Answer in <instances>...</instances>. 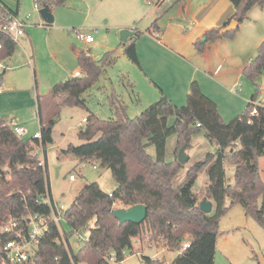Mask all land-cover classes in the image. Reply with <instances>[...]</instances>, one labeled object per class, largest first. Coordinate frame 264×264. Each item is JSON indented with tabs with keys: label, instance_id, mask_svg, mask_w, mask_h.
<instances>
[{
	"label": "trees",
	"instance_id": "trees-1",
	"mask_svg": "<svg viewBox=\"0 0 264 264\" xmlns=\"http://www.w3.org/2000/svg\"><path fill=\"white\" fill-rule=\"evenodd\" d=\"M35 1L40 8L51 12L64 0ZM180 1L175 0V3ZM229 1L234 7L230 21L238 23L244 20L252 6L264 4V0ZM163 2H157L159 11L148 31H156L159 18L175 5L171 2L163 6ZM9 13L17 14L13 10L6 11L0 4V19ZM223 27L206 31L194 42L195 49L202 52L209 43L232 37L238 29L220 34ZM141 34L135 31L131 41L122 43L124 53L137 66L135 39ZM15 47L16 42L0 32V61L10 57ZM112 55L106 52L95 59L79 51L80 76H70L54 84L47 93L37 95L40 138L17 136L5 124L6 118L0 115V220L6 214L26 210L49 212L44 201H36L44 197L49 188L46 167L38 164L35 147L52 143V129L63 107L86 108L85 94L105 68L114 63ZM243 75L258 91L256 81L264 75V39ZM2 76L0 73V81ZM113 97L109 104L114 109V117L100 119L93 113L87 115L77 134L83 143L68 144L62 153L110 170L116 188L107 193L96 182L84 184L67 207L64 221L70 233L87 234L76 252L68 242V235L64 232L62 238L51 223L40 240L33 263L22 264H123L125 252L130 253L134 242L145 236L178 253L169 263L143 255L138 264H213L220 233L219 220L232 205H241L245 215L264 227V180L258 165V159L264 156L263 104L250 102L242 113L226 122L216 104L202 93L196 81H192L184 105L176 106L161 94L131 118L126 114L125 105L117 106ZM253 109L256 114L251 115ZM170 118H173L171 122ZM201 131L217 149L190 164L183 180L175 184L174 179L184 166L177 161V152L182 145L187 149L192 135ZM172 135L176 142L174 156L169 160L167 139ZM150 147L153 152L149 151ZM188 160L187 157L185 164ZM225 160L233 166L232 183L225 178ZM202 171L208 184L203 191L195 192L193 187ZM199 194L212 203L213 213L199 209ZM116 203L123 207L144 204L145 220L139 224L127 221L119 225L111 213ZM184 241H188L189 246L180 250Z\"/></svg>",
	"mask_w": 264,
	"mask_h": 264
},
{
	"label": "rangeland",
	"instance_id": "rangeland-1",
	"mask_svg": "<svg viewBox=\"0 0 264 264\" xmlns=\"http://www.w3.org/2000/svg\"><path fill=\"white\" fill-rule=\"evenodd\" d=\"M3 1L8 5H13L14 9L17 7L18 15L21 18L29 15L25 38H19L15 51L7 62L4 75L5 83L7 79L9 83L16 85L15 79L21 77L23 87L32 90L33 93L36 92L34 90L35 74L31 68L33 66L27 65V56L30 54L29 50H32L30 42L35 50L37 77L41 79L40 81L47 76L49 78L52 75H58L63 68L65 72L73 71L75 66L70 64L66 55L73 48L76 51L88 52L95 59L100 58L106 52L113 53L114 63L105 68L98 80L85 94L86 108L63 107L52 129V143L45 146L39 144L35 147L38 159L44 161L45 178L55 203L68 207L78 189L87 183L96 182L105 190L111 189V185H114L115 181L110 170L100 168L97 163L80 161L72 154L62 153V150L68 144L83 143L77 135L79 129L85 124L82 122L83 117H87L90 113L100 119L114 117V109L109 104V99H112L113 96H115L117 106L120 103L125 105L126 114L131 118L139 115L143 109L158 99L155 86L150 85L140 75L136 65L124 53L125 47L120 41V31L124 28H135L136 31L143 32L149 28L159 11L157 8L159 0H64L63 3L52 8L53 21L48 26L41 18L38 9H35L34 0H19L18 6V0ZM171 2L175 3V0H164L163 6ZM252 8L248 11L247 16L251 15V18L256 20V25L264 29V4L262 6L254 5ZM252 13L259 17H254ZM243 24L244 22L238 26L236 35L229 38L232 39L234 36L236 38L240 32H243ZM73 28H81L90 32L94 42L87 44L76 40L71 32ZM25 39L29 48L23 44ZM256 51V49L251 50L252 57L255 56ZM4 66L5 64L2 63L0 72ZM262 104L264 105L263 99ZM34 118L36 131L39 132L38 118L35 116ZM172 119L170 118V122ZM175 142V135L168 137L167 158L169 160H171L169 156L174 150ZM190 144L185 150L190 160L180 169L174 179L175 184L183 180L185 168L188 165L202 159L207 153H214L217 149L203 131L193 134ZM149 151L153 152V148L150 147ZM259 162L264 173V156L258 159V165ZM93 165L98 167L94 169ZM224 169L227 181L228 177L233 174V166L225 160ZM262 170H260L261 174ZM70 175L73 176L74 181L69 179ZM262 178L264 180V174ZM207 184V176L202 171L196 178L193 190L195 192L203 191ZM114 207L119 208L121 205L116 203ZM220 221L219 231L221 234L219 233L217 238L218 244L215 247L213 264H264V227L245 215L239 204L232 205L221 216ZM61 227L62 231L68 235V242L73 252H76L82 245L81 239L76 234L70 233V227L66 221L62 222ZM144 238L147 240V244L156 243L149 241L146 236ZM135 247L137 248V246ZM142 252L147 253L146 255L153 253V251ZM176 255L175 250H167L154 258L170 262ZM126 257L128 259L124 264H136L140 259V255L129 252L125 254Z\"/></svg>",
	"mask_w": 264,
	"mask_h": 264
},
{
	"label": "crops",
	"instance_id": "crops-1",
	"mask_svg": "<svg viewBox=\"0 0 264 264\" xmlns=\"http://www.w3.org/2000/svg\"><path fill=\"white\" fill-rule=\"evenodd\" d=\"M18 3L19 0L17 6ZM0 4L6 11L13 10L18 14L17 7L14 9L13 5H8L3 0H0ZM233 12L234 7L229 0H181L159 18L156 31L152 29L148 31L147 28L135 39V50L138 58V66L136 65V67L140 75L150 85L155 86L158 98L163 94L174 105H184L189 86L192 81H196L202 93L216 104L218 112L226 122L242 113L248 103L262 104V99L264 100V75L256 81L259 84L258 91L255 85L243 75L244 68L253 58L251 50H257L260 42L264 39V29L256 25L257 22L251 18V15H246L242 21V23L244 22L243 32H240L236 38L235 36L232 39L220 38L213 43H209L202 52L197 51L194 47V42L201 38L206 31L212 28L225 27L230 22ZM252 15L259 17L255 13H252ZM242 23H238V26ZM128 29L136 31L135 28ZM25 33L19 38H25ZM134 36L135 33L127 41H131ZM93 42L94 40L87 44ZM23 44L29 48L26 39L23 40ZM30 47L32 50H29L27 65L33 66L31 68H33L35 74L34 90H36L34 93L32 90L23 87L21 77L15 79L16 85L9 83L7 79L6 83L4 82L7 62L13 54L0 61V67L2 63L5 64L0 72L3 73L0 81V115L5 118L13 117L17 124L25 129L24 137L27 138L37 132L34 124V116L38 118L37 95L47 93L54 84L74 76L76 71H80L77 63L79 50L76 51L73 48L72 51L66 54L70 64L75 66L73 71L65 72L63 68L58 75H52L49 78L47 76V78L40 81L41 79L37 77L35 50L31 46V42ZM86 53L89 55L88 52ZM39 89L40 91H38ZM253 96H255L254 99ZM173 156L174 150L169 157L172 159ZM187 157L189 158L188 155ZM259 168L262 170L260 162ZM263 174L262 170L261 176ZM232 181L233 174L228 177L227 182L232 183ZM99 186L103 191L110 193L116 188L117 184H112L109 190H105L100 184ZM202 196L199 195V201L204 199ZM220 220L218 227L220 226ZM146 241L145 238L136 240L130 251L131 254L140 255V259L136 264L141 261L143 255L147 254L142 251H153L148 256L154 258L170 250L160 242L147 244ZM217 244L218 239H216L215 247ZM175 252L178 253L176 250ZM127 259L126 257L122 263L124 264Z\"/></svg>",
	"mask_w": 264,
	"mask_h": 264
},
{
	"label": "built area",
	"instance_id": "built-area-1",
	"mask_svg": "<svg viewBox=\"0 0 264 264\" xmlns=\"http://www.w3.org/2000/svg\"><path fill=\"white\" fill-rule=\"evenodd\" d=\"M34 7L35 9H40L35 0ZM28 16L29 15H26L24 18H21L18 14L9 13L6 18L0 19V32L17 43L19 37L25 33V27L27 25L26 19H28ZM72 32L78 41L85 43L93 41L92 34L81 28H73ZM74 76H80V71H76ZM250 114H256V109H253ZM85 120L86 119L83 118V122H85ZM5 124L9 126L17 136H25V129L19 126L13 117H7ZM32 137L40 138V133L36 132ZM38 164L45 167L44 161L39 160ZM93 168L96 169L97 166L93 165ZM69 179L72 181L74 180L72 175L69 176ZM36 201H44L49 207V212L43 214L26 210L24 212L6 214L0 220V264H6L7 262L15 264L33 263L39 248L40 240L51 223L57 227L60 236L63 238L64 232L62 231L61 224L64 220V212L67 207L63 204L55 203L50 192H47L44 197L36 199ZM75 234L81 239L82 243L87 238V234ZM188 246V241H184L180 250H184ZM126 253L127 252H125V254Z\"/></svg>",
	"mask_w": 264,
	"mask_h": 264
},
{
	"label": "water",
	"instance_id": "water-1",
	"mask_svg": "<svg viewBox=\"0 0 264 264\" xmlns=\"http://www.w3.org/2000/svg\"><path fill=\"white\" fill-rule=\"evenodd\" d=\"M41 18L45 23H51L53 21V16L50 11L46 8H40L38 10ZM238 28V22L232 20L225 27L220 30V34L229 33ZM135 33L134 30L124 28L120 31V41L125 43L127 39ZM177 161L180 164H185L187 160V154L185 153V145H182L177 152ZM199 209L205 213H210L212 211V203L203 199L198 203ZM113 216L118 220L119 225L124 222H134L141 223L146 217V206L144 204H134L128 207H119L111 210Z\"/></svg>",
	"mask_w": 264,
	"mask_h": 264
}]
</instances>
